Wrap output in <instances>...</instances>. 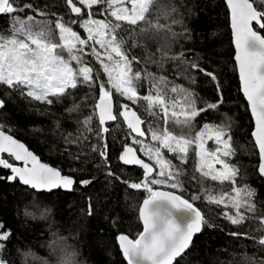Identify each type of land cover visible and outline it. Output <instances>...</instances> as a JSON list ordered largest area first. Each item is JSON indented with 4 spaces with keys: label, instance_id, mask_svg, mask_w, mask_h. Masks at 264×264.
I'll return each instance as SVG.
<instances>
[{
    "label": "snow or ice",
    "instance_id": "snow-or-ice-1",
    "mask_svg": "<svg viewBox=\"0 0 264 264\" xmlns=\"http://www.w3.org/2000/svg\"><path fill=\"white\" fill-rule=\"evenodd\" d=\"M225 2L241 91L255 120L252 137L259 155L256 172L264 179V0ZM46 9L47 5L39 7L32 0H0V16L8 19L7 30L0 31V87L46 105L58 103L72 96L71 90L82 87L98 91L92 111L77 121L74 133L64 137L68 145L65 151L69 152L73 144L80 145L75 156L69 152V158L78 161L89 151L98 154L107 176L129 189L147 193L138 208L143 231L135 239L125 234L117 237L126 264H178L177 258L193 245L197 234L218 227L209 222L207 213L215 212L234 227L258 220V230L264 233V212L258 214L255 202L257 191L238 182L240 170L230 163L236 155L230 126L204 120V114L219 111L224 104V89L217 73L189 59L184 50L171 53L168 42L157 49L161 59L152 60L161 70L164 58L176 62L174 76L183 77L189 85L197 83V75L207 77L217 96L207 100L163 71H149L146 64L137 67L144 61L132 49L141 47L151 34L163 30L172 37L180 35L173 31V25L183 23L182 18L173 16L177 8L168 6L161 12L159 0H62L61 11ZM154 13L159 14L154 17ZM161 18L166 22L161 23ZM73 26L83 29V34ZM183 34L190 36L186 27ZM5 106L6 101L0 97V110ZM79 108V104H73L66 111L73 113ZM198 117L204 122L197 129ZM109 122L126 129L118 151L108 140ZM93 137L95 143L91 142ZM209 140L215 147L208 146ZM113 158L119 165L142 170L141 174L136 179L122 178L112 168ZM88 159L95 163L94 156ZM190 161L191 180L198 190L189 198L154 187L186 192L183 166ZM0 170H8V174L0 175V181H19L37 192H73L77 184L86 189L95 180L91 175L83 176L82 168L69 165L65 174L40 163L10 131H5L3 122ZM201 200L215 208L197 207L195 202ZM93 213L89 202L87 215ZM14 235L0 221V264H13L5 258V251L12 255ZM229 235L251 240L264 251V234L255 237L230 231ZM62 264H70V259L65 258Z\"/></svg>",
    "mask_w": 264,
    "mask_h": 264
},
{
    "label": "trees",
    "instance_id": "trees-1",
    "mask_svg": "<svg viewBox=\"0 0 264 264\" xmlns=\"http://www.w3.org/2000/svg\"><path fill=\"white\" fill-rule=\"evenodd\" d=\"M32 2L39 7L47 5L46 10L50 12L61 11L62 8V0ZM159 2L161 12L167 10L168 6L177 8V13H173V16L182 18L183 23L173 25V31L180 35L172 37L163 30L158 34H151L152 38L143 40L141 47L132 49L133 53L144 61L137 67L143 68L146 64L149 71L157 74L163 71L170 79H176L177 83L194 88L207 100L217 98L214 86L207 77L197 75V83L189 85L183 77L177 79L174 76L173 67L176 62L164 58L161 70L152 60L161 59L157 49L168 42L171 45V53L184 50L189 59L217 73L224 89V104L219 111L204 114V120L230 126L232 146L236 152L230 163L240 170L238 182L249 184L256 189L258 214L264 212V180L256 172L259 158L251 136L253 122L240 91L227 6L224 0ZM158 14L154 13L153 16ZM165 22L161 18V23ZM7 27V17L0 16V31H6ZM73 27L83 34V29ZM185 27L190 36L183 34ZM189 49L191 51H188ZM92 63L95 64L94 61ZM146 87L145 84V89ZM71 91L72 96L46 105L0 87V97L6 101L5 108L0 110L3 113L0 115V122L4 123L6 132L10 131L12 136L22 141L40 160L61 169L63 173L68 174L69 165H72L84 169L83 176L91 175L95 178L93 184L86 189L77 184L76 191L57 190L50 193L37 192L19 181H0V221L15 234L12 240V255L9 257L6 250L5 258L13 264H62L65 258L70 259V264H126L116 244V237L123 233L134 239L141 231L138 207L147 193L129 189L119 180L107 176L98 154L89 151L87 156H81L78 161L69 158V152L75 156L80 145L73 144L69 152L65 151L68 145L65 144L64 137L67 133L76 131L77 121L92 111V105L98 99V91L94 89L82 87ZM73 104L80 105L79 111L67 112L66 109ZM132 107L138 108L136 105ZM204 120L197 118V129L202 126ZM95 123L98 124V121ZM109 125V143L118 151L119 141L124 140L126 129L117 127L115 122H110ZM174 130L179 132V127ZM91 142H96L94 137ZM212 145L213 142L209 140L208 146ZM93 156L95 163L88 159ZM11 162L14 163L13 160ZM173 162L178 163L175 160ZM183 167L186 169V192H178L166 186L154 187L172 190L189 198L198 190V185L191 180L193 162L190 161ZM112 168L124 179H136L142 171L135 167L129 169L119 165L115 158L112 159ZM6 174L8 170H0V175ZM77 177L82 178L80 174H77ZM89 202L94 208L92 216L87 215ZM195 204L201 209L215 208V205H209L203 200L196 201ZM207 218L218 227L205 228L197 234L193 245L182 257L177 258L178 264L264 262V251L254 246L251 240L237 239L229 235L230 231L247 232L255 237L262 235L258 230V220H249L244 225L234 227L215 212L207 213Z\"/></svg>",
    "mask_w": 264,
    "mask_h": 264
},
{
    "label": "water",
    "instance_id": "water-1",
    "mask_svg": "<svg viewBox=\"0 0 264 264\" xmlns=\"http://www.w3.org/2000/svg\"><path fill=\"white\" fill-rule=\"evenodd\" d=\"M224 2H225V0H224ZM225 4H226V2H225ZM226 6H227V4H226ZM228 9V8H227ZM228 14H229V10H228ZM229 28H230V34H231V41H232V45H233V50H234V55H233V58L235 57V55H236V48H235V45H234V43H233V37H232V30H231V26H230V14H229ZM234 61H235V59H234ZM235 64H236V61H235ZM236 70H237V67H236ZM237 77H238V81H239V86H240V91H241V85H240V79H239V73H238V70H237ZM241 94H242V96H243V92L241 91ZM243 98L245 99V97L243 96ZM245 101H246V99H245ZM246 103H247V101H246ZM249 110V109H248ZM249 113H250V116H251V119H252V122H253V129H252V132L255 130V120H254V118L252 117V114H251V111L249 110ZM98 121V120H97ZM110 123V122H109ZM252 132H251V136H252ZM14 137V136H13ZM15 138V137H14ZM16 140H18L17 138H15ZM252 139H253V141H254V138L252 137ZM20 143H23L22 141H20V140H18ZM24 144V143H23ZM254 144H255V141H254ZM256 146V145H255ZM26 147V146H25ZM27 148V147H26ZM28 149V148H27ZM257 149V148H256ZM29 150V149H28ZM30 151V150H29ZM32 152V151H31ZM257 152H258V150H257ZM33 153V152H32ZM34 155H36L35 153H33ZM3 155H5V156H7V154L5 153V154H3ZM36 157H37V159H38V161L40 162V163H43V164H47V163H45V162H43L42 160H40V158L36 155ZM258 158H259V155H258ZM14 161V160H13ZM14 163L15 164H17L18 166H23L22 165V162H16V161H14ZM47 165H49V164H47ZM50 167H53V166H51V165H49ZM55 168V167H54ZM264 180V179H263ZM157 190H159V191H167V192H174V191H172V190H168V189H165V188H156ZM34 190V189H33ZM57 190H61V191H63V192H68V191H66V190H64V189H53L52 190V192H54V191H57ZM35 191H37V190H35ZM43 192H46V193H49V192H47V191H43ZM176 195H179L178 193H176V192H174ZM142 202H143V200L140 202V204H139V206L142 204ZM139 208V207H138ZM138 218H139V215H138ZM140 221V220H139ZM140 223H141V231L140 232H142L143 231V224H142V222L140 221ZM120 234H123V233H120ZM120 234H118L117 235V237L120 235ZM264 234V233H263ZM117 237H116V244H117V246H118V248H119V250H120V247H119V243H118V240H117ZM137 237V236H136ZM135 237V238H136ZM134 238V239H135ZM121 252V251H120ZM122 254V253H121ZM125 261V260H124ZM126 262V261H125Z\"/></svg>",
    "mask_w": 264,
    "mask_h": 264
},
{
    "label": "rangeland",
    "instance_id": "rangeland-1",
    "mask_svg": "<svg viewBox=\"0 0 264 264\" xmlns=\"http://www.w3.org/2000/svg\"><path fill=\"white\" fill-rule=\"evenodd\" d=\"M212 147H215V145L213 144Z\"/></svg>",
    "mask_w": 264,
    "mask_h": 264
}]
</instances>
